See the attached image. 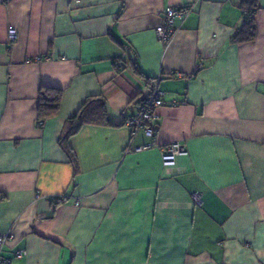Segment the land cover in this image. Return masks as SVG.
<instances>
[{
    "label": "crops",
    "instance_id": "0c3cea01",
    "mask_svg": "<svg viewBox=\"0 0 264 264\" xmlns=\"http://www.w3.org/2000/svg\"><path fill=\"white\" fill-rule=\"evenodd\" d=\"M256 1L254 38L236 44L241 0H0V233L13 234L10 264H264ZM185 6L192 12L163 46L164 10ZM152 79L165 92L154 140L123 124ZM42 87L62 91L40 124ZM91 96L112 124L81 126L67 139L71 158L59 138ZM173 142L186 154L164 166L159 148ZM15 248L25 255L14 258Z\"/></svg>",
    "mask_w": 264,
    "mask_h": 264
},
{
    "label": "built area",
    "instance_id": "2783aa9c",
    "mask_svg": "<svg viewBox=\"0 0 264 264\" xmlns=\"http://www.w3.org/2000/svg\"><path fill=\"white\" fill-rule=\"evenodd\" d=\"M193 10V6L185 7H167L163 12V17L161 24L155 29L158 40L167 46L172 40L175 33L174 20L180 18L184 20ZM16 37V31L14 28L8 30V40L13 41ZM177 76L180 74L177 73ZM165 92L159 89L157 81L154 83L152 91L146 95L142 101L139 103L138 110L131 115L125 121V125L130 129L137 131L142 130L144 134L151 137L152 140L155 139L158 127L154 124V119L156 118V109L164 103ZM41 124V122H40ZM155 142L152 141L150 144L141 145L134 147L130 150L134 152H139L153 146ZM160 149V156L164 166H171L175 163L178 156L186 154L184 147L180 142H173L166 146H162ZM128 151V150H127ZM193 201L195 204H200L202 202V196L199 193L192 194ZM51 201L56 203H61L66 199L65 195H59L50 198ZM13 240L12 231L5 233H0V264H10L11 258L5 255V246L9 241ZM14 258L20 259L25 255V250L22 248H15L12 251Z\"/></svg>",
    "mask_w": 264,
    "mask_h": 264
},
{
    "label": "trees",
    "instance_id": "16d2710c",
    "mask_svg": "<svg viewBox=\"0 0 264 264\" xmlns=\"http://www.w3.org/2000/svg\"><path fill=\"white\" fill-rule=\"evenodd\" d=\"M239 6L244 11L245 17L241 29L233 33L231 37L232 42L236 44L253 40L256 30L254 13L258 8V4L256 0H241ZM155 82L156 79L150 81L149 93L152 91ZM61 91V89L53 87H42L39 90L37 105L38 121L43 122L42 120L53 117L58 112ZM126 119L123 121V124H125ZM99 123L112 124L107 116L105 101L98 96L88 97L83 101L77 113L66 121L65 130L59 138L60 146L69 157H71L72 153L67 143V139L76 133L81 126ZM130 130L135 132L132 129Z\"/></svg>",
    "mask_w": 264,
    "mask_h": 264
}]
</instances>
